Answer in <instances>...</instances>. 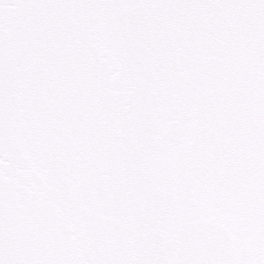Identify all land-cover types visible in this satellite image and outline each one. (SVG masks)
<instances>
[{
  "label": "snow or ice",
  "instance_id": "1",
  "mask_svg": "<svg viewBox=\"0 0 264 264\" xmlns=\"http://www.w3.org/2000/svg\"><path fill=\"white\" fill-rule=\"evenodd\" d=\"M0 264H264V0H0Z\"/></svg>",
  "mask_w": 264,
  "mask_h": 264
}]
</instances>
